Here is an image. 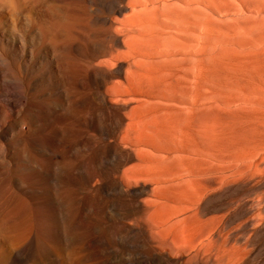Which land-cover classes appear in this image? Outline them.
I'll list each match as a JSON object with an SVG mask.
<instances>
[{"label": "rangeland", "instance_id": "374dc122", "mask_svg": "<svg viewBox=\"0 0 264 264\" xmlns=\"http://www.w3.org/2000/svg\"><path fill=\"white\" fill-rule=\"evenodd\" d=\"M116 1L0 0V264H264V0Z\"/></svg>", "mask_w": 264, "mask_h": 264}, {"label": "bare ground", "instance_id": "6f19581e", "mask_svg": "<svg viewBox=\"0 0 264 264\" xmlns=\"http://www.w3.org/2000/svg\"><path fill=\"white\" fill-rule=\"evenodd\" d=\"M147 1V0H146ZM114 7L115 8H117L118 10H122V9H125V7L126 6H128L127 5V3L125 2V0H117L114 4ZM146 6V5H145ZM144 9V8H143ZM149 11V10H148ZM143 12V11H142ZM146 13V12H145ZM152 16V15H151ZM143 18H146V17H143ZM148 19V18H147ZM142 20V19H141ZM115 20H112L111 18H107L106 19V23L108 24V28H110V26L112 27L113 26V24L115 23L114 22ZM112 22H113V24H112ZM142 22V21H141ZM113 28V27H112ZM112 28H111V30H112ZM146 28V27H145ZM110 30V29H109ZM157 31V30H156ZM148 32V31H147ZM112 36V41L114 42V43H118L119 42V40L120 39H118L117 37H115V35L113 36V35H111ZM134 37H136V36H134ZM121 41V40H120ZM123 41V40H122ZM121 41V42H122ZM124 42V41H123ZM120 43V42H119ZM152 56V55H151ZM157 63V62H156ZM149 67V66H148ZM153 70H154V68H153ZM155 72V71H154ZM153 73V72H152ZM186 74V73H185ZM135 75V74H134ZM140 75H142V74H140ZM170 75V74H169ZM179 75V74H178ZM108 76V75H107ZM160 76V75H159ZM171 76V75H170ZM180 76H182V75H180ZM161 77V76H160ZM159 77V78H160ZM179 77V76H178ZM178 77H176V78H178ZM186 77V76H185ZM139 78V77H138ZM170 78V77H169ZM184 78V77H183ZM130 79V78H129ZM165 79V78H164ZM180 79H182V78H180ZM167 80V79H166ZM184 80V79H183ZM135 82V81H134ZM138 82V81H137ZM154 82V81H153ZM159 82H160V79H159ZM172 82V81H171ZM129 83H130V81H129ZM139 83V82H138ZM168 83V82H167ZM170 83V82H169ZM158 85V84H157ZM168 85V84H167ZM126 86V85H125ZM137 86V85H136ZM147 86V85H146ZM162 86H163V83H162ZM180 87V86H179ZM181 88V87H180ZM161 89V88H160ZM171 89V88H170ZM187 89V88H186ZM165 91V90H164ZM164 95H166V94H164ZM165 98V97H164ZM105 100H106V98H105ZM109 106H107V107H109L111 110H113V112H115L114 114H116V124L117 125H121V123H123L124 124V119H125V114L123 113V109H124V106L122 105H113V104H109V103H107ZM149 107V106H148ZM161 109V108H160ZM180 110V109H179ZM173 114H171V115H169L170 117L172 116ZM185 115V114H184ZM187 115V114H186ZM176 116V115H175ZM178 116V115H177ZM188 116V115H187ZM187 119V118H186ZM189 119V118H188ZM187 119V120H188ZM157 120H159V119H157ZM192 124V123H191ZM118 126V127H119ZM214 142V141H213ZM126 156V155H125ZM133 155L131 154V157H132ZM130 157V158H131ZM133 158V157H132ZM211 183L213 184V182L212 181H210V185H211ZM126 188V187H125ZM252 215V214H251ZM221 231V230H220ZM260 232H264V226L262 227V228H260V230L257 232V235H259V234H261ZM259 239V238H258ZM254 243V242H253ZM253 246V245H252ZM167 248V247H166ZM256 248V247H255ZM258 249H259V246L257 247V251H258ZM250 250V249H249ZM219 251V250H218ZM256 251V252H257ZM161 252V251H160ZM159 252V249H158V252H157V250H155V253H160ZM257 254V253H256ZM159 257H161V256H159ZM176 264H184V263H182L181 261H177L176 262ZM245 264H249L248 262H246Z\"/></svg>", "mask_w": 264, "mask_h": 264}]
</instances>
